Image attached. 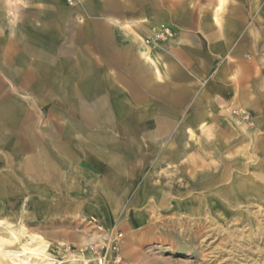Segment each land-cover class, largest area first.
Listing matches in <instances>:
<instances>
[{
  "label": "crops",
  "instance_id": "crops-1",
  "mask_svg": "<svg viewBox=\"0 0 264 264\" xmlns=\"http://www.w3.org/2000/svg\"><path fill=\"white\" fill-rule=\"evenodd\" d=\"M253 151L264 161V0H0V215L15 183L39 184L38 215L128 236L154 190L174 193L150 169L187 181L171 199H215L244 189Z\"/></svg>",
  "mask_w": 264,
  "mask_h": 264
},
{
  "label": "rangeland",
  "instance_id": "rangeland-1",
  "mask_svg": "<svg viewBox=\"0 0 264 264\" xmlns=\"http://www.w3.org/2000/svg\"><path fill=\"white\" fill-rule=\"evenodd\" d=\"M240 116L239 124L253 126L245 115ZM249 154L248 172L239 178L244 189L238 191L239 185L223 182L216 194L219 198L215 199L212 193H207L205 198L193 194L190 199H171L169 197L172 195L186 194L181 193L179 187L188 185L187 181L183 176H167L166 179L165 171L159 175L157 171L162 172L160 169H150L153 171L150 177L154 178L158 187L165 180L174 193L161 196L160 191H153L158 198L145 204L150 209V216L133 233L123 236L119 243L125 263L264 264V161L256 151ZM227 157L238 158L223 154L222 160ZM168 170L178 171L176 168ZM241 172L244 174V171ZM38 185L30 184L28 195L22 184L15 183L13 212L0 217L7 218L15 225L22 222L28 232L41 235L54 247L63 243L62 253L65 255H93L89 264H98V247L113 230L87 216L38 215L37 202L32 201V197L38 195ZM44 186L52 189L51 184ZM63 187L68 190L70 185ZM27 195L30 198L28 201L25 200ZM41 204L44 205L41 208L48 206L44 202ZM44 209L47 211L48 208ZM0 212L6 214L4 206L0 205ZM98 227L103 230L100 231ZM55 264L83 263L59 256Z\"/></svg>",
  "mask_w": 264,
  "mask_h": 264
},
{
  "label": "bare ground",
  "instance_id": "bare-ground-1",
  "mask_svg": "<svg viewBox=\"0 0 264 264\" xmlns=\"http://www.w3.org/2000/svg\"><path fill=\"white\" fill-rule=\"evenodd\" d=\"M0 226L8 233L0 235V264H55L59 256L89 264L94 258L83 253L65 255L62 253L63 243L54 247L41 235L28 232L21 222L15 225L8 220H0Z\"/></svg>",
  "mask_w": 264,
  "mask_h": 264
},
{
  "label": "built area",
  "instance_id": "built-area-1",
  "mask_svg": "<svg viewBox=\"0 0 264 264\" xmlns=\"http://www.w3.org/2000/svg\"><path fill=\"white\" fill-rule=\"evenodd\" d=\"M69 4H73V0H66ZM171 36L168 29H162L156 34L157 40H165L166 37ZM101 231L102 227H98ZM123 234L120 232H112L107 237L103 238V244L100 245L99 255L97 258L98 264H126L119 250V243L123 239ZM99 261V262H98Z\"/></svg>",
  "mask_w": 264,
  "mask_h": 264
}]
</instances>
